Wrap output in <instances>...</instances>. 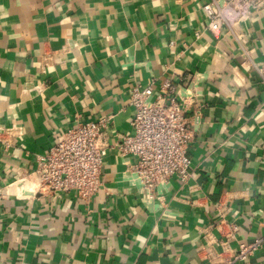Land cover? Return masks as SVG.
Segmentation results:
<instances>
[{
	"label": "crops",
	"instance_id": "obj_1",
	"mask_svg": "<svg viewBox=\"0 0 264 264\" xmlns=\"http://www.w3.org/2000/svg\"><path fill=\"white\" fill-rule=\"evenodd\" d=\"M208 1L0 0V264H206L221 212L231 247L261 241L240 264H264V9L216 37ZM167 79L201 113L185 183L148 200L112 151L90 201L34 193L37 159L76 120L112 115L114 144L132 88Z\"/></svg>",
	"mask_w": 264,
	"mask_h": 264
},
{
	"label": "built area",
	"instance_id": "obj_2",
	"mask_svg": "<svg viewBox=\"0 0 264 264\" xmlns=\"http://www.w3.org/2000/svg\"><path fill=\"white\" fill-rule=\"evenodd\" d=\"M263 9L264 0H211L202 7L209 22L207 30L216 37L223 27L234 33L235 28ZM189 99L182 96L172 79L165 80L159 91L153 86L133 87L130 94V105L134 108L132 134L119 135L114 144L107 138L112 115L89 122L76 120L71 129L59 135L48 153L37 159L32 178L34 193L51 197L73 193L85 202L90 201L105 188L103 166L112 151L119 155L131 176L130 181L148 200H154L173 177L185 183L191 167L188 149L201 125L199 110L192 118L187 116ZM14 130L19 129L7 131ZM221 215L217 229L226 239L218 240L206 233L198 253L206 264L246 262L262 247L261 241L231 247L229 241L233 236L223 234V212ZM216 245L221 251H216Z\"/></svg>",
	"mask_w": 264,
	"mask_h": 264
}]
</instances>
